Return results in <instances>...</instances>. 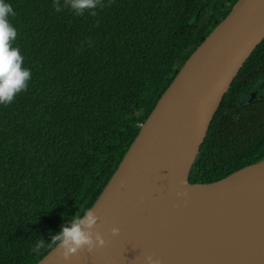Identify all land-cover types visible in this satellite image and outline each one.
Listing matches in <instances>:
<instances>
[{
    "label": "trees",
    "instance_id": "16d2710c",
    "mask_svg": "<svg viewBox=\"0 0 264 264\" xmlns=\"http://www.w3.org/2000/svg\"><path fill=\"white\" fill-rule=\"evenodd\" d=\"M236 0H9L13 46L31 70L0 104V264H35L63 220L90 208L190 53ZM59 6V8L57 7ZM94 12V14H93ZM264 38L223 96L189 175L211 183L264 161ZM42 236L48 245L30 249Z\"/></svg>",
    "mask_w": 264,
    "mask_h": 264
},
{
    "label": "water",
    "instance_id": "95a60500",
    "mask_svg": "<svg viewBox=\"0 0 264 264\" xmlns=\"http://www.w3.org/2000/svg\"><path fill=\"white\" fill-rule=\"evenodd\" d=\"M263 38L264 0H236L177 71L90 207L104 245L67 260L55 245L35 264H143L135 258L142 251L161 261L154 264H264V161L215 182L189 181L223 96ZM181 181L202 195L178 194Z\"/></svg>",
    "mask_w": 264,
    "mask_h": 264
},
{
    "label": "clouds",
    "instance_id": "9594fccd",
    "mask_svg": "<svg viewBox=\"0 0 264 264\" xmlns=\"http://www.w3.org/2000/svg\"><path fill=\"white\" fill-rule=\"evenodd\" d=\"M65 4L75 14L81 15L85 10L96 9L100 0H65ZM15 14L9 0H0V104L12 102L16 94L27 87L31 77V70L23 66V56L19 48L13 46L17 30L10 18ZM97 219L93 208H86L82 213L73 214L69 219L63 220L58 232H50V241H54L61 249L65 260L81 248L86 247L91 252L104 245L105 241L100 233L93 232ZM111 231L116 234L118 229L114 227ZM38 237L30 249L33 253H38L48 245L42 236ZM147 260L148 264H154L151 257Z\"/></svg>",
    "mask_w": 264,
    "mask_h": 264
},
{
    "label": "bare ground",
    "instance_id": "6f19581e",
    "mask_svg": "<svg viewBox=\"0 0 264 264\" xmlns=\"http://www.w3.org/2000/svg\"><path fill=\"white\" fill-rule=\"evenodd\" d=\"M173 190H175L178 194L188 195L190 197H193L195 195H202L201 191H203V190L198 189L196 187H192V186L187 185L184 181L177 183L173 187ZM224 221H226V219H224ZM188 256H189V253H188ZM148 257H151L152 261H154V262H161L159 259L154 258V256L151 253H147V252H143V251L139 252L135 258H136V262L140 261L143 264H147V262H148L147 258ZM160 264H162V263H160ZM187 264H190V263H187Z\"/></svg>",
    "mask_w": 264,
    "mask_h": 264
},
{
    "label": "rangeland",
    "instance_id": "374dc122",
    "mask_svg": "<svg viewBox=\"0 0 264 264\" xmlns=\"http://www.w3.org/2000/svg\"><path fill=\"white\" fill-rule=\"evenodd\" d=\"M254 91H257L258 94L256 93V95H258V96H260V95L262 96L264 94V73H263V75H261L260 77L257 78V80H256L254 86H252L250 92L243 93L237 98L238 100L236 102V105L245 104L248 101V99L250 98V93L254 92ZM200 208H202V207H200ZM196 211H197V209H196ZM191 213L193 215H195L194 212H191ZM221 219L222 218H219L218 221L225 222L224 219H222V220Z\"/></svg>",
    "mask_w": 264,
    "mask_h": 264
},
{
    "label": "flooded vegetation",
    "instance_id": "af4514ba",
    "mask_svg": "<svg viewBox=\"0 0 264 264\" xmlns=\"http://www.w3.org/2000/svg\"><path fill=\"white\" fill-rule=\"evenodd\" d=\"M257 80V79H256ZM256 80L251 84V86L249 87V89H248V91L247 92H250V90H251V88H252V86H254V84H255V82H256ZM245 93V92H244ZM256 93H257V91H254V92H251L250 93V98L248 99V101L247 102H251V101H254V100H261V99H263L264 98V94L261 96L260 94V96H258V95H256ZM243 94V93H242ZM258 94V93H257ZM241 95V94H240ZM238 98V97H237ZM236 98V101L235 102H237V99ZM246 102V103H247Z\"/></svg>",
    "mask_w": 264,
    "mask_h": 264
}]
</instances>
